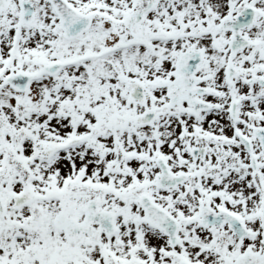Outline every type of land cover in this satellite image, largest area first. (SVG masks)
<instances>
[{"label": "snow or ice", "instance_id": "obj_1", "mask_svg": "<svg viewBox=\"0 0 264 264\" xmlns=\"http://www.w3.org/2000/svg\"><path fill=\"white\" fill-rule=\"evenodd\" d=\"M0 264H264V0H0Z\"/></svg>", "mask_w": 264, "mask_h": 264}]
</instances>
